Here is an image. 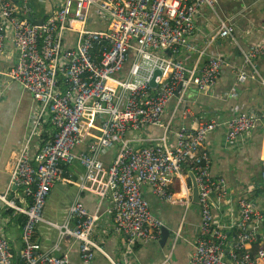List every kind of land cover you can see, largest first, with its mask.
<instances>
[{"label":"built area","instance_id":"obj_1","mask_svg":"<svg viewBox=\"0 0 264 264\" xmlns=\"http://www.w3.org/2000/svg\"><path fill=\"white\" fill-rule=\"evenodd\" d=\"M217 0H54L43 25L33 20L30 0H0V60L12 42L18 61L4 75L20 84L34 101L30 136L18 153L9 189L16 188L26 201L20 207L0 194V202L25 217L23 249L14 262L10 242L0 232V264H73L69 254L56 256L45 251L36 234L42 224L79 243L81 264H95L97 253L106 255L94 241L97 216L78 197L62 223L45 220L44 211L53 187L64 179L67 169L79 164L84 176L79 192L88 191L101 201L110 199L114 231L128 245L147 242L162 233L163 222L150 211L144 188L164 202H175L170 191L174 178L185 170L196 177L201 221L189 264H264V244L259 245L258 228L264 216L246 198L238 201V234L234 248L227 251L228 236L214 217V195L227 196V182L211 174V159L204 150L207 136L221 126L202 119L194 130L182 128L176 148L160 145L134 146L126 140L130 132L160 126L173 99L183 98L195 87L207 94L221 79L225 59L199 49L196 17L203 7L215 8ZM94 24L100 28H92ZM76 36L73 45L70 34ZM231 20L221 21L214 38L235 40ZM262 43L243 51V69L235 89L249 79H260L257 60ZM195 55L193 65L187 60ZM129 71L123 77L125 65ZM156 88L151 86L155 71ZM260 118L243 113L225 122V141L239 143L256 130ZM53 128L51 137L32 155V139L43 127ZM99 130L91 137L92 127ZM81 145L87 149L75 152ZM119 145L117 158L105 165L100 156ZM264 184V158L261 161ZM182 202V200H178ZM258 245L254 251V246ZM55 248L59 249L58 243ZM107 256V255H106ZM111 260V259H110ZM111 264H118L111 260Z\"/></svg>","mask_w":264,"mask_h":264},{"label":"crops","instance_id":"obj_2","mask_svg":"<svg viewBox=\"0 0 264 264\" xmlns=\"http://www.w3.org/2000/svg\"><path fill=\"white\" fill-rule=\"evenodd\" d=\"M54 0H30L35 17L44 18L51 9ZM231 20L236 28L235 40L221 37L214 38L221 21ZM92 28H100L94 24ZM195 39L199 49H204L202 61L210 55H221L225 59V67L218 84L207 94L200 93L197 88H189L183 98L172 100L163 116L160 126H146L142 132H130L126 140L130 144L141 147L160 145L167 149L176 148L177 133L185 128L194 130L202 119L216 120L221 126L210 133L204 143V150L211 159V174L223 177L227 182V196L219 199L214 195L215 221L228 236L227 251L236 244L237 230L235 225L241 215L238 201L246 198L264 216V184L261 178V161L264 158V53L257 60L260 79H249L236 88V96H231L232 89L238 81L243 69L242 52L253 44L264 45V0H217L214 9L203 7L196 17ZM74 34L68 36L73 45ZM0 60V194L8 200H14L20 207L26 201L16 188L9 189L18 153L29 138L30 117L34 109V101L29 92L20 84L11 83L4 75L18 61V53L12 42ZM195 55L187 60L193 65ZM129 71V63L125 65L123 77ZM243 113H255L260 122L256 130L244 135L239 143L229 145L225 141L224 124ZM53 133L50 125L43 127L42 133L32 139V155L37 147L47 141ZM99 130L92 127L90 136L97 138ZM81 145L75 152L86 150ZM119 145L100 156L105 165H112L117 158ZM190 171L179 173L171 183L170 191L175 195V202H164L154 196L148 187L144 188V197L150 204L151 213L159 218L169 231L166 242H162V233L147 242L128 245L125 236L114 231L111 201H101L99 197L88 191L79 192V183L84 176L83 168L75 163L57 183L47 201L44 218L47 221L62 224L68 216L70 204L78 197L91 214H96L97 224L93 239L100 244L106 255L97 253L95 264H189L193 252L194 241L201 221L200 207L192 200V181ZM57 201L53 203L52 196ZM182 200V202H178ZM25 217L7 209L0 202V232L10 242L11 255L14 262H19L23 249L22 227ZM260 241L264 244V224L258 228ZM45 251L56 256L67 253L73 264H81L79 243L66 237L58 240V231L42 224L36 234ZM56 243L59 249L55 248ZM111 259V260H110Z\"/></svg>","mask_w":264,"mask_h":264},{"label":"water","instance_id":"obj_3","mask_svg":"<svg viewBox=\"0 0 264 264\" xmlns=\"http://www.w3.org/2000/svg\"><path fill=\"white\" fill-rule=\"evenodd\" d=\"M33 23L36 24V25H43L44 24V18L40 19V20H33ZM161 75V72L159 70L155 71L154 73V78L153 80L151 81V86L153 88H156V77L157 76H160ZM190 178H191V181H192V200L195 204L199 205V188H198V185H197V182H196V177L193 173H190ZM169 237V231L167 228L163 227L162 228V242H166L167 239Z\"/></svg>","mask_w":264,"mask_h":264},{"label":"rangeland","instance_id":"obj_4","mask_svg":"<svg viewBox=\"0 0 264 264\" xmlns=\"http://www.w3.org/2000/svg\"><path fill=\"white\" fill-rule=\"evenodd\" d=\"M57 197H58V196H57L56 194H54V195L52 196V198H51V199H52L53 203H56V201H57V200H56V199H57Z\"/></svg>","mask_w":264,"mask_h":264},{"label":"trees","instance_id":"obj_5","mask_svg":"<svg viewBox=\"0 0 264 264\" xmlns=\"http://www.w3.org/2000/svg\"><path fill=\"white\" fill-rule=\"evenodd\" d=\"M257 247H258V245H255V246H254V251H256V250H257Z\"/></svg>","mask_w":264,"mask_h":264}]
</instances>
